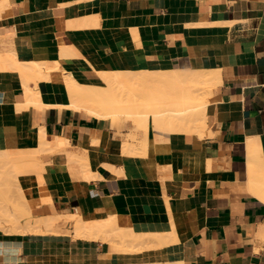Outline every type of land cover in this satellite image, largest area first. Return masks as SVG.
<instances>
[{
    "label": "crops",
    "instance_id": "1",
    "mask_svg": "<svg viewBox=\"0 0 264 264\" xmlns=\"http://www.w3.org/2000/svg\"><path fill=\"white\" fill-rule=\"evenodd\" d=\"M263 30L264 0H0L1 55L11 53L24 64H56L80 85L105 87L102 71L146 73L161 75L159 86L168 91L167 80L178 74H219L207 92L201 134L153 129V150L129 155L93 146V133L108 132L109 143L130 142L136 134L140 146L143 131L61 108L69 91L54 79L31 80L45 105L22 108L25 77L0 68L5 147L27 148L39 126L70 144L41 159L52 201L42 214H79L86 221L117 216L131 228L127 234L122 225L111 233L120 237L125 231L120 240L109 233L103 242L0 231V264H167L173 257L177 264H264V191L252 185L256 164L264 162ZM249 145H262L263 161L260 154L251 158ZM77 154L90 161L92 177L80 162L69 161Z\"/></svg>",
    "mask_w": 264,
    "mask_h": 264
},
{
    "label": "bare ground",
    "instance_id": "2",
    "mask_svg": "<svg viewBox=\"0 0 264 264\" xmlns=\"http://www.w3.org/2000/svg\"><path fill=\"white\" fill-rule=\"evenodd\" d=\"M9 6L10 5H8L7 7ZM229 22L233 24V21H229ZM205 24L225 25L224 22L217 24V22L209 23V21L208 23H205ZM205 24L203 26H205ZM198 26H200V24H198ZM261 35H264V30L261 32ZM66 47L67 46H64V48L67 50ZM70 51L73 52L72 50ZM76 52L77 50L74 53L77 55H81L80 52H77V53ZM74 53H72V55ZM36 62L30 63V64H27V63L24 64L25 62L24 63L18 62L15 59V57L11 55V53L10 54L7 53L5 55L4 54L1 55L0 53V68H5V70H7V68H11V69L14 68L16 70H19L25 77V80L23 79L21 81V82H24L22 84H24L23 88H25V91H26L25 92V95H26L25 103L26 104L23 101H21L23 102V104H25L24 105L25 107H22V108L27 107L26 109H28V107L31 105L37 106V108L39 105H41L40 108H42V106L45 105V104L43 105L41 101L40 92L38 90L32 89V87L29 86V83L31 80L34 81L35 84H37V81L41 79H44V80L54 79V80H59L65 83L68 88L67 90L69 91V101L65 105H59L61 108H70L73 111H85L90 116H94V117H97L103 120H108V119L111 120L115 116H117L118 119L120 118L122 119L121 117L122 115L121 116L119 115L122 113H126L127 115L125 114V116H129L131 119L141 120L142 122L144 121L145 123L147 122L146 126L149 128V130H151L154 125L165 128L166 134L172 131L173 132L191 131L192 133L198 132V135L199 133L201 134L202 132L201 129L205 128L204 123H206L204 122L205 121L204 120L205 119L204 118L205 107L207 103H209L208 97L211 96V95L207 96L210 94V92L208 94L207 92L212 90L211 88L215 84L218 83V81H216V77L217 78L219 77V76H216L217 72L215 71L209 72L207 70H204L206 72H203L202 70H201L202 72H193V73L190 72L189 74H185L183 76L178 74V76H175L171 79L169 78L167 80L168 85L166 86L172 87L171 88L172 91L171 89L168 88V91H169L168 92L166 91L167 89L165 90L164 86H163L164 88L159 86L160 79H163V77L159 74H146V73L145 74H125V73H110V71L109 73H107V71L105 72L102 71L103 73H101V75L103 76L106 86L105 87H96V86L90 87V86H84V85L78 84L73 78L67 75V73L63 72L65 70L62 71L56 64L49 65L45 63H36ZM14 69L12 70L15 71ZM217 75L219 74L217 73ZM23 76L22 78H24ZM65 100H68V99H65ZM17 104L18 106H20L19 103H16V106ZM22 119L24 118L22 117ZM142 128L144 129L145 127H142ZM151 132L152 131H150L149 133L150 135H151ZM145 133H146V130H145ZM203 133L202 135H205L206 132L204 134ZM108 138H109L108 132H105V131L94 132L93 137H92V142L94 143L93 146H99V147H102V149L107 150V151L122 152V153L129 154V155H138L142 153L146 154L147 150H153L152 140L149 138L148 139L146 138L147 140H145V142L142 143L143 145L141 144L140 146L130 143V142H126V141L109 143ZM166 139L168 141V138ZM259 142L260 143L258 144H261V141ZM257 145L254 147H252V145H249L252 150V151L251 150L249 151L251 152V154H249L251 155V158L253 157V155H256L257 157H259V154L260 153L262 154V152L260 151V150H263V149H260L262 148V145H259L261 147H258ZM68 146H69V141L67 139L53 138L49 136L48 134H46L44 129L40 126L36 127L30 132L29 140H28V147L25 149H20V148L18 150L7 149L4 143L0 140V200L1 202L3 201L2 204L4 207L2 208L1 207L2 204H0V231H5V233H9V234H35V235L61 234V233H67L70 231L66 227L67 223L70 222L72 223V227H73L72 231L76 238L87 239V240H102L103 242V241H106V238H108L107 234L110 233L109 234L110 237L112 235L113 236L112 240H114V236H116L117 233H115V235L111 233H114L116 230H120L122 228V225L125 226V228L126 226L129 225V223L128 225H125L124 220H123L124 223L123 222L121 223L122 220H120V218L118 219L120 221H118L117 219L116 221L115 218H117V216H115L114 219L110 217V219L106 218V220H104L103 218V220L99 219V220H93V221H86L79 214H73V215H69L66 213L65 214L54 213L52 215L42 214V206L46 202H50L51 197L49 196L48 187L44 181L43 176L45 172L44 170L45 164L41 161V157L44 153L66 151ZM255 147H258V149ZM253 148H255V150L257 149L256 151H258V155L255 154L256 151ZM91 151L92 150H90V152ZM261 154H260L259 160L257 159L258 161L260 160L263 161L264 159V158L260 159L261 157L264 156V153L262 154L263 156ZM256 156H254L253 158V160L255 159L254 161H256V158H255ZM69 161L70 162H73V161L80 162L83 166L85 174L88 177L93 176L92 175L93 170L91 169V166L89 163L90 161H88L85 155H78V154L69 155ZM254 161L250 162V164H252L250 166V168L252 169L251 172H253V169L255 168L254 167L255 164H253ZM262 163L261 161L258 162V164H256L257 165L256 171L252 173L253 174L252 175V185L254 186L253 190L255 189V186H256L257 187L255 189L256 191L255 190L254 191L257 193H259V191H257L259 187L260 189L264 191V165ZM9 193L10 195H13V193H16L18 195L17 198L22 201V204H19L17 206V204H15L14 202L15 197L10 196ZM9 196L12 198H10ZM9 198L13 200V202ZM17 198L15 199L17 200ZM14 207H18L16 215L12 212V208ZM33 214H37L38 216L32 217ZM61 222H63V224H61L60 226H57V224ZM125 228L123 227L124 230ZM129 228L130 227H128V229ZM123 229L122 231H124ZM128 229L126 230L127 234L129 233ZM129 231H131L129 234L131 235L133 231L132 230H129ZM124 232L120 234V237L124 236V235L121 236ZM119 233L120 231H118V234ZM124 234H126V232ZM136 235L134 238H136ZM118 237L119 236L117 235L115 237V240H118L119 239ZM132 237H133V234H132ZM140 237L142 236L140 235ZM167 238L169 239V237ZM108 239L110 240L111 238H108ZM121 240H123V238ZM131 240L126 239V241H130V242ZM149 240L151 241V239ZM126 241L124 242L126 243ZM128 244L126 243L127 246ZM134 245L136 244L135 243L131 244V246L133 247ZM140 246H143V245H140ZM121 247H122V244H121ZM133 247H130V248H133ZM116 248L119 249V246ZM138 248L140 250V247ZM149 264H159V263L156 262V263H149ZM167 264H177L176 258L173 257V260L168 262Z\"/></svg>",
    "mask_w": 264,
    "mask_h": 264
},
{
    "label": "rangeland",
    "instance_id": "3",
    "mask_svg": "<svg viewBox=\"0 0 264 264\" xmlns=\"http://www.w3.org/2000/svg\"><path fill=\"white\" fill-rule=\"evenodd\" d=\"M212 89V88H211ZM125 114L126 113H122V114H120L119 116H121L122 117V119L120 118V119H118L117 118V116H115V117H113L111 120H112V122H113V124L115 125V126H118V127H122V126H124L126 123H131L133 126H134V129H135V132H139V131H143L144 132V134H145V140H147L148 139V136L150 135L149 133H150V131H153V129L154 130H156V131H161V132H165V128H163V127H159V126H157V125H154L153 126V128L151 129V130H149V128L146 126V124H147V122L145 123L144 121L142 122L141 120H135V119H131L129 116H125ZM127 115V114H126ZM126 117V118H125ZM130 118V119H129ZM133 120H135V121H133ZM139 122V123H138ZM135 123V124H134ZM139 124V125H138ZM142 125V126H141ZM142 127H145L144 129L142 128ZM147 127V128H146ZM159 127V128H158ZM140 128H142V129H140ZM145 130H146V133H145ZM148 133V134H147ZM152 133V132H151ZM147 134V135H146ZM147 136V137H146ZM129 138L131 139V141H130V143H133V144H135L134 143V140H136V138H137V135L136 134H131V135H129ZM147 138V139H146ZM108 140H109V138H108ZM128 142V141H127ZM145 142V141H144ZM70 145V144H69ZM92 145H94V143L92 142ZM136 145H138V144H136ZM69 147V146H68ZM67 147V148H68ZM67 150V149H66ZM54 153H56V152H51V153H44L43 155H42V157H41V159L45 156V154H54ZM42 161V160H41ZM15 192V191H14ZM11 193V192H10ZM10 193H9V195H10ZM17 193V192H16ZM16 193H13V195H10V196H14L15 198H17L18 197V195L16 194ZM15 195H17V196H15ZM9 196V197H10ZM10 198H12V197H10ZM9 198V199H10ZM14 198V202H15V204H17V206L19 205V204H22V201L21 200H19L18 198H17V200ZM11 200V199H10ZM12 202H13V200H11ZM3 202V201H2ZM2 202H1V200H0V204H2ZM2 208H4L3 207V204H2V206H1ZM17 208L18 207H14V208H12V212L16 215L17 214ZM38 215L37 214H33L32 215V217H37ZM61 224H63V222H61V223H59V224H57V226H60ZM6 225V224H5ZM66 227L70 230L69 232H67V233H65V234H68V235H72V237L74 238V239H76V237L74 236V234H73V227H72V223H67V225H66ZM1 232H5V231H1ZM62 234V233H61ZM120 238V237H119ZM79 239V238H78Z\"/></svg>",
    "mask_w": 264,
    "mask_h": 264
}]
</instances>
